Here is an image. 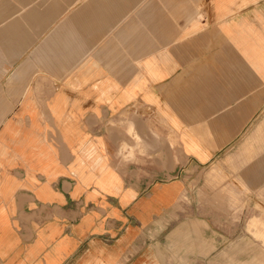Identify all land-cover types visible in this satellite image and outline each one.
Listing matches in <instances>:
<instances>
[{
	"label": "crops",
	"instance_id": "1",
	"mask_svg": "<svg viewBox=\"0 0 264 264\" xmlns=\"http://www.w3.org/2000/svg\"><path fill=\"white\" fill-rule=\"evenodd\" d=\"M237 215H264V0H0V264L218 263Z\"/></svg>",
	"mask_w": 264,
	"mask_h": 264
},
{
	"label": "rangeland",
	"instance_id": "2",
	"mask_svg": "<svg viewBox=\"0 0 264 264\" xmlns=\"http://www.w3.org/2000/svg\"><path fill=\"white\" fill-rule=\"evenodd\" d=\"M237 222L235 231H221L220 238L223 243L220 246L219 262L213 264H248L251 260L259 258L264 252V239H261L255 232V228L264 229V215L251 216L247 218V224L243 222L244 216H234ZM251 218V220H250ZM246 227V229H244ZM199 264H212L211 262Z\"/></svg>",
	"mask_w": 264,
	"mask_h": 264
}]
</instances>
